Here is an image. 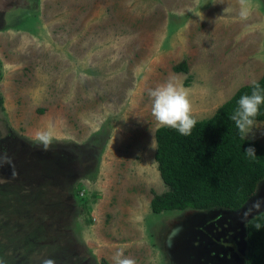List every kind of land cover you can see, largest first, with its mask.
Segmentation results:
<instances>
[{
  "label": "rangeland",
  "instance_id": "obj_1",
  "mask_svg": "<svg viewBox=\"0 0 264 264\" xmlns=\"http://www.w3.org/2000/svg\"><path fill=\"white\" fill-rule=\"evenodd\" d=\"M251 3L241 18L239 0H0V155L12 161L0 166L4 264H115L117 252L135 264H244L264 182L237 212L155 214L168 187L149 92L171 80L203 121L257 83L264 0ZM185 60L189 72H176ZM246 139L264 145V121Z\"/></svg>",
  "mask_w": 264,
  "mask_h": 264
},
{
  "label": "trees",
  "instance_id": "obj_2",
  "mask_svg": "<svg viewBox=\"0 0 264 264\" xmlns=\"http://www.w3.org/2000/svg\"><path fill=\"white\" fill-rule=\"evenodd\" d=\"M175 70L178 73H188V62L183 61ZM257 83L264 89V76ZM253 88L254 84L241 87L212 118L196 121L188 136L169 127L157 130L155 159L168 191L155 194L152 201L155 214L214 209L237 212L255 197L260 184L264 182V145L242 138L234 121L230 119L238 107L240 97L250 95ZM2 104L3 98L0 97V105ZM255 121H264V105H261L260 114ZM249 147L255 148L254 157L245 153ZM73 189V195L78 197L82 184L77 181ZM1 192L5 193L4 190ZM87 203L82 202L85 209L89 208ZM25 204H29L28 210L31 206L30 201H22L20 207H24L23 211ZM12 212L22 213V210L18 208ZM30 212H25L27 218L37 221L35 213ZM12 215L9 223L17 224ZM19 226L11 227L14 229ZM41 226L40 232L44 233L47 226ZM19 238L22 239L20 235L11 239L18 241ZM25 241L33 242L28 237H25ZM246 242V264H264V213L247 222ZM103 264L109 263L103 260Z\"/></svg>",
  "mask_w": 264,
  "mask_h": 264
},
{
  "label": "clouds",
  "instance_id": "obj_3",
  "mask_svg": "<svg viewBox=\"0 0 264 264\" xmlns=\"http://www.w3.org/2000/svg\"><path fill=\"white\" fill-rule=\"evenodd\" d=\"M239 4L241 18H247L252 7L251 0H239ZM149 95L152 97V115L159 126L176 129L184 136L191 134L196 124V119L193 116L192 102L187 89L177 86L170 80L150 90ZM237 103L238 107L230 116V119L234 121L242 138H245L249 134V130L256 125L255 118L260 114L261 105H264V89H261L260 85L255 83L251 94L242 95ZM37 136L47 142L45 134L37 133ZM245 153L254 157L255 148L249 147L245 150ZM5 163L11 166V158L6 155H0V166ZM114 260L115 264H135L133 259L123 257L122 252H117ZM0 264H4L3 260H0ZM43 264H55V261L45 259Z\"/></svg>",
  "mask_w": 264,
  "mask_h": 264
},
{
  "label": "flooded vegetation",
  "instance_id": "obj_4",
  "mask_svg": "<svg viewBox=\"0 0 264 264\" xmlns=\"http://www.w3.org/2000/svg\"><path fill=\"white\" fill-rule=\"evenodd\" d=\"M211 211H212V210H211ZM246 250H247V242H246ZM244 255H245V256H244L243 262H244V264H246V258H245V257H246V251H245Z\"/></svg>",
  "mask_w": 264,
  "mask_h": 264
},
{
  "label": "bare ground",
  "instance_id": "obj_5",
  "mask_svg": "<svg viewBox=\"0 0 264 264\" xmlns=\"http://www.w3.org/2000/svg\"><path fill=\"white\" fill-rule=\"evenodd\" d=\"M183 245V244H182Z\"/></svg>",
  "mask_w": 264,
  "mask_h": 264
}]
</instances>
